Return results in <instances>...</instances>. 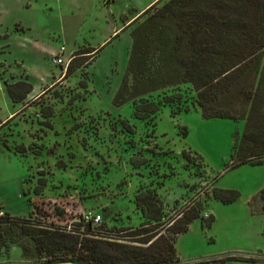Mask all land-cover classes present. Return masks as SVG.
Wrapping results in <instances>:
<instances>
[{
	"label": "rangeland",
	"instance_id": "1",
	"mask_svg": "<svg viewBox=\"0 0 264 264\" xmlns=\"http://www.w3.org/2000/svg\"><path fill=\"white\" fill-rule=\"evenodd\" d=\"M96 1L0 0V118L13 109H22L20 104L13 108L6 83L22 81L28 75L34 89L41 90L29 95L27 102L50 89L39 103L20 113L0 132V138L11 148L24 144L42 153L39 158L30 153L22 156L0 145L1 215L25 218L34 212L36 219L44 223L73 228L80 225L85 213H97L103 223L96 232L108 233L139 226L143 220L133 203L135 195L139 188L157 189L169 217L192 199L204 203L203 217H214L211 228H203L202 220L197 219L187 233L178 237L176 250L182 263L241 256L256 262L229 264H264V213L258 200L264 187V164L229 168L247 120H257L251 118L256 111L243 94L245 90L236 89L225 105L228 108L231 102V111L245 119H205L191 87L183 85V100L173 111L188 109V113L173 117L171 110L164 108L157 116L155 129L153 123L135 122L132 102L120 107L114 104L128 67L132 43L127 35L104 47L100 43L104 23L96 32L85 23L76 37L71 33V37L64 38L67 41L63 43L70 46L76 40L80 43L69 50L63 65L53 63L56 54L48 57L43 52L48 46L59 47L61 43L51 40L58 39L67 22L70 27L76 25L79 10L96 9ZM149 1L111 0L101 5L110 17L117 13L120 17L123 11L132 14L133 9ZM139 22L129 27L128 35ZM100 45L104 48L91 66L69 79L63 78L77 51ZM45 108L52 117L43 118ZM126 120L135 128L134 136L123 130L122 121ZM139 152L149 163L137 170L129 161ZM184 152L189 161L184 159ZM44 182L42 192L35 195L37 186ZM213 188L235 190L241 196L225 205L214 200ZM23 193L27 194L24 199ZM0 264L33 263L24 259L19 246H11L9 251L0 252Z\"/></svg>",
	"mask_w": 264,
	"mask_h": 264
},
{
	"label": "trees",
	"instance_id": "2",
	"mask_svg": "<svg viewBox=\"0 0 264 264\" xmlns=\"http://www.w3.org/2000/svg\"><path fill=\"white\" fill-rule=\"evenodd\" d=\"M164 1L151 6L131 25L143 20L131 33L128 67L114 104L120 107L127 101L132 102V119L148 125L153 123L155 129L157 116L164 108H169L173 117L189 112L188 109L173 111V107L179 106L183 100L181 87L187 85L195 94V103L205 119L239 120L245 118L231 111L233 104L230 102L228 108L225 105L236 89H244L243 94L252 101V110L257 113L251 118L257 120L251 123L247 120L241 143L233 149L229 168L263 165L264 0H168L161 5ZM104 47L77 51L63 78L69 79L77 71L91 66ZM33 89L27 80L6 83L8 97L13 104L22 105V109L8 121L0 122V132L50 91L27 102ZM42 116L47 119L53 114L45 108ZM122 126L125 134L135 135V128L129 121H122ZM131 144L136 147L134 142ZM0 145L22 156L29 153L35 158L42 156L41 152L35 153L24 144L13 149L1 138ZM182 154L184 159L190 160L185 152ZM129 163L138 170L147 166L149 160L139 152L130 158ZM44 187L45 182L37 186L35 195H39ZM23 195L27 196L26 193ZM240 196L235 190H212L214 200L225 205L236 202ZM258 200L264 213V187ZM27 203L31 205L30 199ZM133 203L143 222L137 227H120L108 233L96 232L103 221L98 225L81 221L73 228H62L36 219L34 212L25 218L0 213V252L19 246L24 259L33 264L256 262L252 257L225 256L182 263L176 250L178 237L187 233L197 219L202 220V227L206 229L214 223L213 216H202L204 203L192 199L184 209L169 217L158 190L151 188H139Z\"/></svg>",
	"mask_w": 264,
	"mask_h": 264
},
{
	"label": "crops",
	"instance_id": "3",
	"mask_svg": "<svg viewBox=\"0 0 264 264\" xmlns=\"http://www.w3.org/2000/svg\"><path fill=\"white\" fill-rule=\"evenodd\" d=\"M102 1L104 3V0H97L96 1V3H95L96 9L94 7V8H91V9H86L84 12H83L82 9L79 10V13L77 15V17H78L77 18V21L78 22L76 23V25L74 24V27L73 26L70 27L68 25V22H67V24L65 25V27L64 26L62 27V30L60 31L59 35L58 34H53L54 36L58 35L57 36L58 39H54L53 38L50 43H54L55 44V43L58 42V43H61V44L59 45V47L54 45L53 47L48 46V47L44 48L43 49L44 55H46L48 57L53 56L54 54L57 55L61 51V48L64 46L65 47V53L63 54L62 57H63V59H65L66 58V54L69 52V50L71 48L79 45L78 43H80V42H78L76 40L75 42L72 43L73 46H70V44H68L67 42L66 43H63L64 40L67 41L64 38L71 37L70 36L71 33L74 34V37H76V35L78 33V30H79V32L81 31L79 29L80 26L81 25L84 26L85 23H87L89 26H91L93 28V31H95V32L100 28V25L102 23H104L103 28H105V29L102 30V36H101V39H102L101 41L102 42H100V43H104V44H102L103 46H105L106 43H113L115 40H118V39L122 38V36H126V35H127L128 39H129V43H132L131 36L128 35L129 27L147 9H149L151 6H153L154 4H156L157 2H159L160 0H150L146 5H143L141 8H139V9H133L132 12H131L132 14H129V15L126 14L125 11H123L121 13V16L120 17L118 16V13L115 14V15H112V17H110L109 16V13L106 12L102 8V5H101V2ZM94 10H96V13H94L95 12ZM129 13H130V11H129ZM71 18H72V16H71ZM68 32H70V33L68 34ZM93 39H95V38H93ZM128 39H127V41H128ZM123 40L126 42V38H124ZM124 41H123V43H125ZM93 43H97V42H95V40H94ZM28 45H31V44H28ZM102 45H100L99 47L92 46L91 48H94V49L99 50V49H101L103 47ZM20 46H24V44L21 43ZM35 50H36V48H35ZM25 76H27L29 78L28 75H25ZM28 78H24V79L22 78L21 80H27V81H29ZM37 90H41V89L38 88ZM37 90L33 89V92L30 95L36 93ZM14 105L15 104H13V108H14ZM13 111H14V109L8 115H6V117L0 118V122L1 123H4V122L8 121L15 114H17L19 112V110L15 111V112H13ZM14 120H16V118ZM24 198H25L24 195H22V199H24Z\"/></svg>",
	"mask_w": 264,
	"mask_h": 264
},
{
	"label": "built area",
	"instance_id": "4",
	"mask_svg": "<svg viewBox=\"0 0 264 264\" xmlns=\"http://www.w3.org/2000/svg\"><path fill=\"white\" fill-rule=\"evenodd\" d=\"M111 0H104V5L109 4ZM65 53V47L61 48L59 54L54 55L52 61L55 65H63V54ZM84 223H91L92 225H98L102 221V216L97 213H85L81 219Z\"/></svg>",
	"mask_w": 264,
	"mask_h": 264
}]
</instances>
